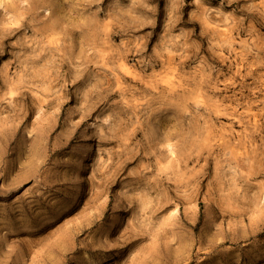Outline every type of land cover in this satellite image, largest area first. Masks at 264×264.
<instances>
[{
    "label": "rangeland",
    "instance_id": "obj_1",
    "mask_svg": "<svg viewBox=\"0 0 264 264\" xmlns=\"http://www.w3.org/2000/svg\"><path fill=\"white\" fill-rule=\"evenodd\" d=\"M0 264H264V0H0Z\"/></svg>",
    "mask_w": 264,
    "mask_h": 264
}]
</instances>
